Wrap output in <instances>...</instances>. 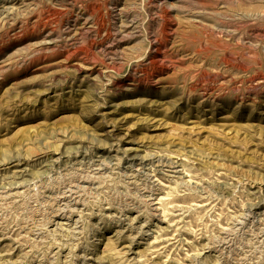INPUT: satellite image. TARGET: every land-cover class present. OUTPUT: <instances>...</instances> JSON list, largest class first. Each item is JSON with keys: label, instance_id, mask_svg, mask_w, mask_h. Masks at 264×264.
Returning a JSON list of instances; mask_svg holds the SVG:
<instances>
[{"label": "rangeland", "instance_id": "374dc122", "mask_svg": "<svg viewBox=\"0 0 264 264\" xmlns=\"http://www.w3.org/2000/svg\"><path fill=\"white\" fill-rule=\"evenodd\" d=\"M0 264H264V0H0Z\"/></svg>", "mask_w": 264, "mask_h": 264}, {"label": "bare ground", "instance_id": "6f19581e", "mask_svg": "<svg viewBox=\"0 0 264 264\" xmlns=\"http://www.w3.org/2000/svg\"><path fill=\"white\" fill-rule=\"evenodd\" d=\"M51 41V40H50ZM51 44V43H50ZM125 222V221H124Z\"/></svg>", "mask_w": 264, "mask_h": 264}]
</instances>
